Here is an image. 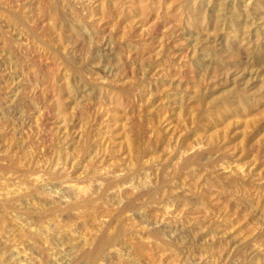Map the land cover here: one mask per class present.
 <instances>
[{"label":"rangeland","instance_id":"rangeland-1","mask_svg":"<svg viewBox=\"0 0 264 264\" xmlns=\"http://www.w3.org/2000/svg\"><path fill=\"white\" fill-rule=\"evenodd\" d=\"M0 264H264V0H0Z\"/></svg>","mask_w":264,"mask_h":264},{"label":"bare ground","instance_id":"bare-ground-1","mask_svg":"<svg viewBox=\"0 0 264 264\" xmlns=\"http://www.w3.org/2000/svg\"><path fill=\"white\" fill-rule=\"evenodd\" d=\"M31 176V175H30ZM35 180V179H34ZM37 180V179H36ZM45 190V189H44ZM48 192V191H47Z\"/></svg>","mask_w":264,"mask_h":264}]
</instances>
